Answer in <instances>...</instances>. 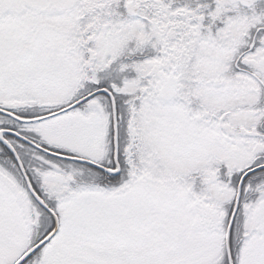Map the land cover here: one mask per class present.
Returning a JSON list of instances; mask_svg holds the SVG:
<instances>
[{
    "label": "snow or ice",
    "instance_id": "obj_1",
    "mask_svg": "<svg viewBox=\"0 0 264 264\" xmlns=\"http://www.w3.org/2000/svg\"><path fill=\"white\" fill-rule=\"evenodd\" d=\"M0 264H264V0H0Z\"/></svg>",
    "mask_w": 264,
    "mask_h": 264
}]
</instances>
